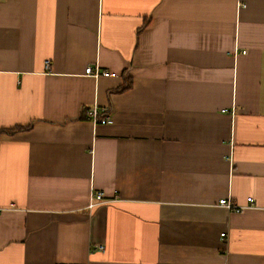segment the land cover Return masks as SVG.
<instances>
[{
	"label": "crops",
	"instance_id": "0c3cea01",
	"mask_svg": "<svg viewBox=\"0 0 264 264\" xmlns=\"http://www.w3.org/2000/svg\"><path fill=\"white\" fill-rule=\"evenodd\" d=\"M29 125L0 264H264V0H0V130Z\"/></svg>",
	"mask_w": 264,
	"mask_h": 264
},
{
	"label": "built area",
	"instance_id": "2783aa9c",
	"mask_svg": "<svg viewBox=\"0 0 264 264\" xmlns=\"http://www.w3.org/2000/svg\"><path fill=\"white\" fill-rule=\"evenodd\" d=\"M45 68H46V70L51 69V63L49 61H47L45 63ZM85 74L87 76H91L94 78L113 77L114 76V73L102 71L99 68H92V67L87 68L85 71ZM105 114H106L105 111L103 109L101 110L97 106H94L93 108L88 110V118H90L94 123H104V122L109 123V122H111V118L106 117ZM248 201L251 202L252 199L250 198ZM106 202H107V200L105 199L104 194L102 192H98V191L93 192L91 197H90L88 208H89V210H92L95 207H97L98 205L104 204ZM219 204L221 206L226 207L227 209H229L231 211L240 210V207L234 205L233 203H231L227 200H221L219 202ZM225 235H226V232L221 234V238L223 241H225ZM96 249L98 251H101V252L104 251L103 246H98Z\"/></svg>",
	"mask_w": 264,
	"mask_h": 264
},
{
	"label": "trees",
	"instance_id": "16d2710c",
	"mask_svg": "<svg viewBox=\"0 0 264 264\" xmlns=\"http://www.w3.org/2000/svg\"><path fill=\"white\" fill-rule=\"evenodd\" d=\"M83 113H86V111H84ZM31 125L29 126H19V127H15V128H12V129H1L0 130V137L4 134L6 135H14L18 132H22V131H28V130H31Z\"/></svg>",
	"mask_w": 264,
	"mask_h": 264
}]
</instances>
